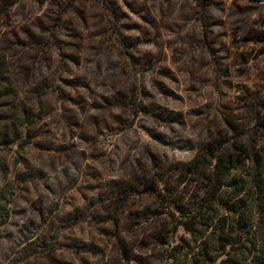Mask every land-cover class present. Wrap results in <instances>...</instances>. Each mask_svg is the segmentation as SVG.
<instances>
[{"label": "rangeland", "instance_id": "obj_1", "mask_svg": "<svg viewBox=\"0 0 264 264\" xmlns=\"http://www.w3.org/2000/svg\"><path fill=\"white\" fill-rule=\"evenodd\" d=\"M0 62L38 120L0 148V264H190L212 186L232 225L264 176V0H0ZM244 198L254 264L264 187Z\"/></svg>", "mask_w": 264, "mask_h": 264}, {"label": "trees", "instance_id": "obj_2", "mask_svg": "<svg viewBox=\"0 0 264 264\" xmlns=\"http://www.w3.org/2000/svg\"><path fill=\"white\" fill-rule=\"evenodd\" d=\"M9 97L11 98L9 101L3 100ZM37 121V114L12 90V81L7 76L3 63L0 62V148H7L12 145H18L23 148L31 144L32 142L29 140L30 127ZM250 176L253 181L251 188L248 187L246 180L234 181L233 185L237 191V200L232 205L234 212L236 214L239 213V216L237 218L234 216L232 225L228 223V219L215 214L216 204L222 200L221 188L223 184H214L212 186L210 197L207 200H203L208 205L207 209L212 211L211 218L208 219L204 216L202 212L203 206L200 205L197 210L199 216L204 219L203 225L207 228L205 232H208V239L202 241L201 244L199 243L194 250L195 252H190L191 254L194 253L190 264H242L240 260L238 261L233 257V251L236 250V247H244L245 240L233 238L231 236L234 232L232 228H237V226L243 228L252 227L249 222L250 219L243 218L242 209L247 206L244 196L248 195L253 189L257 191L258 188L263 189L264 187V176L258 172V169H255ZM10 213V200L8 198H0V229L10 220ZM216 218L217 220L214 223ZM184 225L190 227L189 229L191 227L195 229L196 227L194 222H186ZM249 231L246 229L247 235L250 234ZM183 249L179 244L175 246L171 264H181L178 255ZM258 253L261 255L260 260L255 258L252 261L254 264H264V243L259 246ZM223 255L224 258H222Z\"/></svg>", "mask_w": 264, "mask_h": 264}]
</instances>
